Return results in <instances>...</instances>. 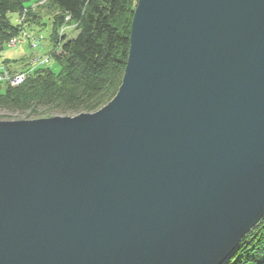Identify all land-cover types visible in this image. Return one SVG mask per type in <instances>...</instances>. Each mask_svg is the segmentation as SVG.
I'll list each match as a JSON object with an SVG mask.
<instances>
[{
	"label": "water",
	"instance_id": "water-1",
	"mask_svg": "<svg viewBox=\"0 0 264 264\" xmlns=\"http://www.w3.org/2000/svg\"><path fill=\"white\" fill-rule=\"evenodd\" d=\"M264 216V0H138L100 110L0 121V264H224Z\"/></svg>",
	"mask_w": 264,
	"mask_h": 264
},
{
	"label": "trees",
	"instance_id": "trees-1",
	"mask_svg": "<svg viewBox=\"0 0 264 264\" xmlns=\"http://www.w3.org/2000/svg\"><path fill=\"white\" fill-rule=\"evenodd\" d=\"M41 1L0 0V53L25 24L41 31L49 27L44 54L56 67L36 66L15 87L0 83V111L37 120L100 110L121 85L138 0H45L38 10L29 8ZM24 10L21 25L16 20ZM43 11L47 21H43ZM63 26L71 27L76 36L69 40L59 36ZM226 264H264V217Z\"/></svg>",
	"mask_w": 264,
	"mask_h": 264
},
{
	"label": "rangeland",
	"instance_id": "rangeland-1",
	"mask_svg": "<svg viewBox=\"0 0 264 264\" xmlns=\"http://www.w3.org/2000/svg\"><path fill=\"white\" fill-rule=\"evenodd\" d=\"M45 2H39L37 4L38 8L40 6H42ZM37 8V10H38ZM41 15L43 16V21H47V16L46 14L43 12H41ZM13 20V19H12ZM18 20V19H17ZM16 20V21H17ZM26 25V30L27 32L32 36V37H39L41 36V38L43 39L40 42V45L38 47V49L36 51H33L31 49V47L29 46L27 41H24L18 48L16 49H8L5 48L3 49V51L0 53V63L4 62L5 60L9 62L10 61H14L17 62L19 64V66H22L21 68L18 69V71L21 70H28V71H32L34 69L36 65V59H38V56H44V50L45 48L48 47V35H49V27H47V29H43L41 31V27H29ZM58 35H65L66 38L72 39L76 36V32L71 28V27H65L63 26L61 29H59L58 31ZM20 56H22V59L20 60ZM24 58H28V61H26ZM35 61V62H34ZM14 62V63H15ZM25 62H27V66H24ZM3 64V63H2ZM16 65V64H15ZM8 66V65H5ZM31 66V67H29ZM44 66H49L52 69H55L56 67L53 65L52 61H50L48 64H45ZM11 70V69H10ZM12 71V70H11ZM17 70H14L12 72L16 73L18 72ZM49 117H61V116H55V114L50 115ZM20 120H26L25 116L20 114V113H16V112H8V111H0V121H20ZM31 120V119H28Z\"/></svg>",
	"mask_w": 264,
	"mask_h": 264
},
{
	"label": "built area",
	"instance_id": "built-area-1",
	"mask_svg": "<svg viewBox=\"0 0 264 264\" xmlns=\"http://www.w3.org/2000/svg\"><path fill=\"white\" fill-rule=\"evenodd\" d=\"M41 2H45V0H42ZM38 4V3H37ZM37 4H34L30 9L34 11L38 6ZM27 10H24V15H22L17 22L21 25L23 24L25 13ZM24 41H27L29 46L33 51H36L40 45V42L42 41L40 37H32L27 30L24 29L20 33V35L14 39H12L7 45L6 48L8 49H16L18 48ZM38 59H36V65L37 66H43L45 64H48L50 62V56L44 55V56H38ZM35 62V61H34ZM33 71V70H32ZM28 70H21L16 73L12 72L10 68L6 67L5 65L0 64V83L4 85H9L12 87L18 86L25 81V79L28 77V75L32 72Z\"/></svg>",
	"mask_w": 264,
	"mask_h": 264
},
{
	"label": "crops",
	"instance_id": "crops-1",
	"mask_svg": "<svg viewBox=\"0 0 264 264\" xmlns=\"http://www.w3.org/2000/svg\"><path fill=\"white\" fill-rule=\"evenodd\" d=\"M22 59V56H20V60ZM26 61H28V58H24ZM6 61V60H5ZM15 60L12 62V61H10L9 60V62L8 63H6L5 65H8L7 67H9L12 71H14V70H17L18 71V69L19 68H21L22 66H19V64L17 63V62H15ZM2 63H4V62H2ZM16 64V65H15ZM4 65V64H3ZM28 64H27V62H25V64H24V66H27ZM29 67H31V66H29Z\"/></svg>",
	"mask_w": 264,
	"mask_h": 264
},
{
	"label": "bare ground",
	"instance_id": "bare-ground-1",
	"mask_svg": "<svg viewBox=\"0 0 264 264\" xmlns=\"http://www.w3.org/2000/svg\"><path fill=\"white\" fill-rule=\"evenodd\" d=\"M23 82H24V81H23ZM20 85H21V84H20ZM113 98H114V97H113ZM113 98H112V99H113ZM108 103H109V102H108ZM73 117H74V116H73ZM263 217H264V216H263ZM263 217H262V218H263ZM262 218H261V219H262ZM261 219H260V221H261ZM260 221H259V223H260ZM259 223H258V224H259ZM258 224H257V225H258ZM256 227H257V226H256ZM256 227H255V228H256ZM255 228L251 229V231H253ZM251 231H250V232H251ZM250 232H249V233H250ZM249 233H248V234H249ZM248 234H247V235H248ZM247 235H246V236H247ZM246 236H245V237H246ZM245 237H244V238H245ZM244 238H243V239H244ZM243 239H242V240H243ZM242 240H241V242H242ZM241 242L239 243L237 249L239 248ZM237 249L231 254V256L229 257V259H228L224 264H226V263L231 259V257H232V256L234 255V253L237 251Z\"/></svg>",
	"mask_w": 264,
	"mask_h": 264
}]
</instances>
